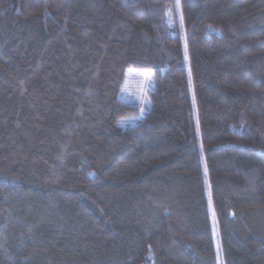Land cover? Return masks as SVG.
<instances>
[{
	"label": "trees",
	"instance_id": "16d2710c",
	"mask_svg": "<svg viewBox=\"0 0 264 264\" xmlns=\"http://www.w3.org/2000/svg\"><path fill=\"white\" fill-rule=\"evenodd\" d=\"M218 251L264 264V0H0V264Z\"/></svg>",
	"mask_w": 264,
	"mask_h": 264
},
{
	"label": "rangeland",
	"instance_id": "374dc122",
	"mask_svg": "<svg viewBox=\"0 0 264 264\" xmlns=\"http://www.w3.org/2000/svg\"><path fill=\"white\" fill-rule=\"evenodd\" d=\"M127 74V79L122 90L123 95L127 100L137 102V104L141 105V113H143L149 106V91L151 92L153 90L151 74L145 75L146 73H143L138 75V73L132 71H127ZM139 119H141V116ZM133 123L134 120L130 119L123 121L121 125L122 127L132 126ZM216 260L218 264H223L219 251L216 255Z\"/></svg>",
	"mask_w": 264,
	"mask_h": 264
},
{
	"label": "snow or ice",
	"instance_id": "6c2138e0",
	"mask_svg": "<svg viewBox=\"0 0 264 264\" xmlns=\"http://www.w3.org/2000/svg\"><path fill=\"white\" fill-rule=\"evenodd\" d=\"M145 75H150V74H147V73H146Z\"/></svg>",
	"mask_w": 264,
	"mask_h": 264
}]
</instances>
